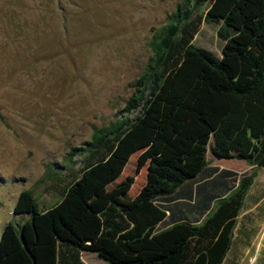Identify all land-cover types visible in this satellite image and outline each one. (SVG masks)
I'll return each instance as SVG.
<instances>
[{
  "label": "trees",
  "instance_id": "trees-1",
  "mask_svg": "<svg viewBox=\"0 0 264 264\" xmlns=\"http://www.w3.org/2000/svg\"><path fill=\"white\" fill-rule=\"evenodd\" d=\"M202 22L219 26L220 57L193 44ZM149 47L120 115L72 149L80 167L61 202L44 210L32 190H21L18 220L0 236V264H82L81 252L106 264L224 262L256 168H264V0H180L152 29ZM208 152L244 160L251 171L211 166ZM134 154L149 180L137 202L110 201L94 235L88 221L79 224L86 234L72 232L96 174Z\"/></svg>",
  "mask_w": 264,
  "mask_h": 264
},
{
  "label": "rangeland",
  "instance_id": "rangeland-1",
  "mask_svg": "<svg viewBox=\"0 0 264 264\" xmlns=\"http://www.w3.org/2000/svg\"><path fill=\"white\" fill-rule=\"evenodd\" d=\"M179 2L0 0V236L18 220L12 211L21 190H32L44 210L61 202L60 190L80 167L72 149L120 115L152 56V29ZM218 27L202 22L193 44L220 57ZM207 159L221 162L209 152ZM135 160L136 154L123 165L108 162L96 174L97 187L85 195L72 232L94 235L97 212L110 201L137 202L149 180ZM222 161L237 173L251 171L244 160ZM83 221L90 222L86 233ZM222 264H264V168H256Z\"/></svg>",
  "mask_w": 264,
  "mask_h": 264
},
{
  "label": "crops",
  "instance_id": "crops-1",
  "mask_svg": "<svg viewBox=\"0 0 264 264\" xmlns=\"http://www.w3.org/2000/svg\"><path fill=\"white\" fill-rule=\"evenodd\" d=\"M215 159L216 160H220L221 162H217L215 164L214 163H209V165L217 166L220 169L221 168H226V169L233 170L232 167L230 168V167H226L225 165H223V161H222L223 159H217V158H215ZM233 171H235V170H233ZM80 261H81L82 264H91V263H94V264H106L102 260L98 259L95 254L86 253V252H81L80 253Z\"/></svg>",
  "mask_w": 264,
  "mask_h": 264
}]
</instances>
